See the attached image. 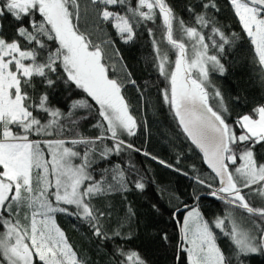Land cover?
<instances>
[{
    "label": "snow or ice",
    "instance_id": "1",
    "mask_svg": "<svg viewBox=\"0 0 264 264\" xmlns=\"http://www.w3.org/2000/svg\"><path fill=\"white\" fill-rule=\"evenodd\" d=\"M227 6L239 33L218 19L217 0H190L187 20L169 0H0V264H92L69 242L58 214L86 224L98 251L112 245L109 264H150L127 245L165 214L176 242L167 228L149 232L148 241L170 251L173 264L264 257V96L256 102L237 85L226 100L213 80L227 77L246 41L264 90V0ZM145 32V71L160 78L162 103L210 170L194 182L226 206L211 220L199 188L178 205L175 194L167 206L146 199L145 213L127 199L157 183L133 154L189 175L180 155L170 163L129 140L148 123L133 115L125 93L132 86L143 100L149 85L138 84L116 44L135 45ZM229 104L248 110L233 116ZM87 121H95V135L81 130Z\"/></svg>",
    "mask_w": 264,
    "mask_h": 264
},
{
    "label": "trees",
    "instance_id": "2",
    "mask_svg": "<svg viewBox=\"0 0 264 264\" xmlns=\"http://www.w3.org/2000/svg\"><path fill=\"white\" fill-rule=\"evenodd\" d=\"M169 2L179 15L186 20L189 18L188 13L185 11V5L190 0H169ZM217 2L221 9L218 19L222 23L227 24L232 31L239 33L240 27L227 6V0H217ZM116 46L124 56L125 62L130 65L138 84L147 82L149 85L145 89V98L143 100L138 98V93L132 86H128L125 93L126 98L135 108L133 115L141 122L147 120L148 123L147 130L141 129L138 131L136 137H130L129 140L134 142L137 147L146 149L153 155L165 159L170 163H175L177 155H180L181 161L179 166L189 173L188 176L177 174L142 155L133 154V162L136 163L137 169L142 170L143 168H147L157 183L155 189L150 187L143 195L136 191L128 193V201L140 213H145L147 211L146 199H162L167 206L169 194H175L177 199L173 201V204L178 205L182 201H188L190 199L189 193L194 188H199L201 211L204 217L211 220L217 215H222L226 206L221 201L207 196L205 194L207 189L196 185L193 179L195 175H201L202 178L208 179L210 171L203 164L198 150L194 148L191 151L189 150V142L180 134V130L168 111V106L162 103L157 90L160 78L153 72L145 71L147 68V57L150 54V41L146 32L140 35L135 45H124L117 41ZM236 57L237 63L233 65L227 77L220 78L214 76V82L222 87L226 100L229 95L234 96L237 85H241L243 89H246L245 95L259 102L260 98L264 96V90L260 89L258 82H256L257 69L256 66L249 62V46L246 41L244 46L236 53ZM115 67L116 74L122 76V65L116 64ZM229 107L232 110L233 116L239 111L248 110L246 107L241 108L232 104H229ZM94 122H82L81 130L86 135H95V130L90 126ZM118 159L126 161L127 156ZM193 165L195 169L191 167ZM160 188L167 189V192L157 196L156 193ZM111 202L116 211L122 214L121 197L113 195ZM95 203L98 207L102 204L101 201H95ZM140 219H144L143 215ZM57 223L65 231L69 242L73 244L82 256L90 259L92 264H109V255L106 253L110 252L112 245H109L108 249L98 251L94 239H90L91 233L86 224L75 217H67L62 214L57 215ZM159 228H167L169 234L172 236V242H176V230L171 222H167V214H165L164 217H157L150 228L142 231L140 238L130 241L127 247L139 249L141 254L150 261V264H173V256L170 251H165L163 248L148 241V233ZM218 242L222 247L226 248L228 246V241L224 238L219 239ZM117 243L120 242L117 241ZM248 264H264V257L255 256L248 261Z\"/></svg>",
    "mask_w": 264,
    "mask_h": 264
},
{
    "label": "water",
    "instance_id": "3",
    "mask_svg": "<svg viewBox=\"0 0 264 264\" xmlns=\"http://www.w3.org/2000/svg\"><path fill=\"white\" fill-rule=\"evenodd\" d=\"M205 165V164H204ZM206 166V165H205ZM206 168H207V166H206ZM208 169V168H207ZM209 170V169H208ZM210 171V170H209ZM210 197V196H209Z\"/></svg>",
    "mask_w": 264,
    "mask_h": 264
}]
</instances>
